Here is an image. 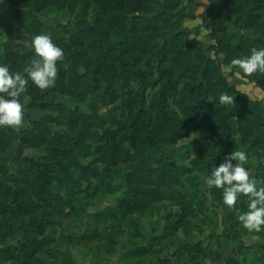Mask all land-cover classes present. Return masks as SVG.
<instances>
[{
    "label": "rangeland",
    "instance_id": "1",
    "mask_svg": "<svg viewBox=\"0 0 264 264\" xmlns=\"http://www.w3.org/2000/svg\"><path fill=\"white\" fill-rule=\"evenodd\" d=\"M42 32L64 59L0 126V264H264L248 196L206 182L240 149L264 185V72L231 64L264 47V0H0V63L27 75Z\"/></svg>",
    "mask_w": 264,
    "mask_h": 264
},
{
    "label": "clouds",
    "instance_id": "2",
    "mask_svg": "<svg viewBox=\"0 0 264 264\" xmlns=\"http://www.w3.org/2000/svg\"><path fill=\"white\" fill-rule=\"evenodd\" d=\"M35 50L31 63L25 67L24 75L20 71H11L9 66L0 63V126L19 127L24 123V104L22 94L28 90L29 80L41 89L55 86L59 73V61L64 59V50L48 33H39L26 41ZM245 73L264 72V47H253L250 55L237 56L231 61ZM235 97L228 92H221L220 104H234ZM208 100L217 102L216 97ZM248 154L235 149L227 153L218 166H214L206 177L209 186L223 189V200L235 207L241 194L248 196L247 211L239 212V220L249 229L259 230L264 226V185L258 186V180L250 176L245 166ZM235 161V163L233 162Z\"/></svg>",
    "mask_w": 264,
    "mask_h": 264
},
{
    "label": "trees",
    "instance_id": "3",
    "mask_svg": "<svg viewBox=\"0 0 264 264\" xmlns=\"http://www.w3.org/2000/svg\"><path fill=\"white\" fill-rule=\"evenodd\" d=\"M148 18H150V17H148ZM151 19H155V21H158L159 18L157 19L156 15H155V16H152ZM92 30H94V29L93 28H90V29L86 30L88 32L89 38H90L89 45L92 48V50L98 51V53L104 55L103 54V50L98 47L99 45H98L96 39L94 38V35L92 34ZM95 32L104 33V31H102L101 28L98 27V26H96ZM114 40L117 41L120 44H123V43H126L127 44V41H123L121 38H119L117 36L114 37ZM114 40H113V42H115ZM136 45H137V47H135V49L136 48H139V51H143L145 54H148L150 52V50H151L150 47H147L148 44H146L145 42H142V43L136 44ZM253 47L260 48L259 46H256V45H254ZM122 51H123V49H122ZM121 55L122 54H119V58H120ZM119 58H118V55L114 56V59L115 60H119ZM137 59H139V57L136 58V60L133 63L136 64V65H138V66H140V61L137 60ZM121 62L123 63V65H125V63H124L123 60H121ZM140 77H143V76H140ZM127 80H128V77L126 76L124 78L125 84L127 83ZM225 81L226 80H223L224 84H225ZM222 89L224 90L225 88L222 87ZM168 100H169V93H163V95L161 96V100H160V103L159 104H164L165 105V103L168 102ZM113 147H114V151L113 152L112 151H109V150L106 151V154L107 155L108 154H114L115 156H118V155L120 156L123 151H126L127 152V150L121 145V143L115 144Z\"/></svg>",
    "mask_w": 264,
    "mask_h": 264
}]
</instances>
